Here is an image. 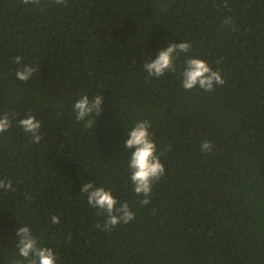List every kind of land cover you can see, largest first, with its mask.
Wrapping results in <instances>:
<instances>
[{
	"label": "trees",
	"instance_id": "16d2710c",
	"mask_svg": "<svg viewBox=\"0 0 264 264\" xmlns=\"http://www.w3.org/2000/svg\"><path fill=\"white\" fill-rule=\"evenodd\" d=\"M183 41L191 48L176 71L149 76L144 64ZM16 56L37 67L27 82ZM192 57L225 83L185 90ZM85 94L103 96L91 128L73 111ZM5 113L0 179L15 190L0 189V264H28L16 247L22 226L57 264H264V0H0ZM29 115L41 122L38 144L19 125ZM142 120L165 166L148 205L124 147ZM89 181L134 220L104 230L106 215L81 192Z\"/></svg>",
	"mask_w": 264,
	"mask_h": 264
},
{
	"label": "clouds",
	"instance_id": "9594fccd",
	"mask_svg": "<svg viewBox=\"0 0 264 264\" xmlns=\"http://www.w3.org/2000/svg\"><path fill=\"white\" fill-rule=\"evenodd\" d=\"M24 6L42 7V0H21ZM57 5H64L65 0H55ZM225 23H231V18L226 17ZM191 44L187 41L180 43L173 42L166 48L160 49L158 54L150 62L144 64V69L149 76L162 77L168 71H176L175 60L182 53H188ZM14 63L20 64L15 73L18 80L27 82L37 67L32 64H24L23 57L16 56ZM185 67L182 72V86L185 90H192L199 87L204 91H212L217 85L225 83L220 71L214 70L206 60L198 57H192L185 61ZM103 96L95 94L89 96L87 94L79 98L73 106L75 117L78 121H85V127L91 128L97 123V117L103 112ZM95 116V119L90 117ZM11 119L9 114L5 113L0 116V133L8 131L11 127ZM20 127L26 133H30L35 143H39L42 139L40 133L41 122L35 115H29L19 120ZM150 122L147 120L137 121L131 129H128V138L124 143V147L133 150L129 168L131 170L130 180L134 185L133 191L140 200L142 205H148L152 186L154 182L159 180L165 173V166L161 162L155 141L151 138ZM212 148L210 141H202L201 151L207 152ZM0 189L5 191L15 190L11 180L0 179ZM82 193L87 194V201L90 206L101 210V214L106 215L103 224L104 230H111L121 223H129L135 218V213L129 207L127 202L119 203L117 198L110 190L104 187L95 186L93 181L83 184ZM53 224H58L59 217L52 216ZM101 227V225H97ZM17 245L19 255L28 262V264H57L55 252L50 247H40L37 239L34 237L28 226H22L16 229Z\"/></svg>",
	"mask_w": 264,
	"mask_h": 264
}]
</instances>
